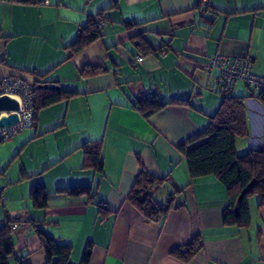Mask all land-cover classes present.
<instances>
[{
    "label": "crops",
    "instance_id": "obj_1",
    "mask_svg": "<svg viewBox=\"0 0 264 264\" xmlns=\"http://www.w3.org/2000/svg\"><path fill=\"white\" fill-rule=\"evenodd\" d=\"M91 21L99 37L74 51ZM216 55L249 58L264 77V0H0V79L74 93L0 142L8 264H45L37 229L71 246L73 264H264L258 198L247 200L248 228L223 224L225 188L213 176L191 181L178 150L207 129L225 98L244 99L249 135L236 140L237 155L264 149L260 93L242 82L221 93L217 74L201 68ZM150 97L183 103L144 118L134 106ZM94 145L102 172L83 166ZM141 168L165 180L153 194L159 204L182 190V206L160 222L126 201ZM34 187L46 193L44 209L32 203ZM74 187H89L92 199L59 191ZM195 237L203 247L188 263L170 255Z\"/></svg>",
    "mask_w": 264,
    "mask_h": 264
},
{
    "label": "trees",
    "instance_id": "obj_2",
    "mask_svg": "<svg viewBox=\"0 0 264 264\" xmlns=\"http://www.w3.org/2000/svg\"><path fill=\"white\" fill-rule=\"evenodd\" d=\"M98 37V28L91 21L90 31L79 37L73 47L74 51L92 43ZM32 87L35 97V121L39 110L74 95L72 92L56 90L53 86L36 84ZM258 98L264 102V93H260ZM176 103L183 102L173 100L169 103H160L155 97H150L137 101L134 107L144 118H148L167 105ZM248 135L244 99L225 98L222 107L212 118L207 129L178 146L179 152L185 157L191 181L213 176L223 185L230 202L222 214V222L237 228L250 226L248 198L256 196L258 198L257 207L264 208V149L250 150L242 156L237 155L236 152V140ZM102 165L100 146L94 145L84 149V168H93L97 172H102ZM252 181H255L254 186L237 205L241 192ZM164 182V179H158L141 168L126 201L148 221L160 222L173 209L176 196L182 193V190H174L163 204L156 203L153 200V194L162 187ZM59 191L69 197L88 196L89 200L92 199L89 187H74ZM30 198L37 208H45L46 193L42 187H34ZM100 205L98 207L103 209ZM236 206L239 207L237 214L235 213ZM6 229H8L7 225L0 229V264H8V257L12 255L10 233ZM36 234L45 254V264H73L71 246L58 244L40 229L36 230ZM202 247V240L195 237L189 244L174 249L170 255L183 263H188ZM87 259L88 252L85 253L83 262Z\"/></svg>",
    "mask_w": 264,
    "mask_h": 264
},
{
    "label": "built area",
    "instance_id": "obj_3",
    "mask_svg": "<svg viewBox=\"0 0 264 264\" xmlns=\"http://www.w3.org/2000/svg\"><path fill=\"white\" fill-rule=\"evenodd\" d=\"M95 24L101 26L103 22L97 19ZM141 61L142 58L138 56L136 62ZM201 68L206 73L217 74L215 81L219 91L223 94L228 93L237 82H242L246 87L264 93V77L257 76L252 72V61L249 58L216 55L204 62ZM0 96H8L16 100L19 105L16 112H0V117L16 114L18 118L17 122L7 129L0 127V142H5L23 130L35 126L34 89L30 84L20 79L5 77L0 79ZM3 191L4 188L0 185V198Z\"/></svg>",
    "mask_w": 264,
    "mask_h": 264
},
{
    "label": "water",
    "instance_id": "obj_4",
    "mask_svg": "<svg viewBox=\"0 0 264 264\" xmlns=\"http://www.w3.org/2000/svg\"><path fill=\"white\" fill-rule=\"evenodd\" d=\"M19 109L18 102L12 98H9L8 96H0V112H16ZM18 120L16 114H8L7 116H1L0 117V127H3L4 129H7L10 125L16 123ZM255 181H252L240 194V196L237 199V205L242 201L243 197L248 193V191L254 186ZM183 198L182 196H178L175 198V202L173 205V209L177 210L179 209L183 204ZM239 210V207L236 206L235 212L237 213Z\"/></svg>",
    "mask_w": 264,
    "mask_h": 264
},
{
    "label": "rangeland",
    "instance_id": "obj_5",
    "mask_svg": "<svg viewBox=\"0 0 264 264\" xmlns=\"http://www.w3.org/2000/svg\"><path fill=\"white\" fill-rule=\"evenodd\" d=\"M159 197V196H158ZM257 199V197L256 196H252V197H250L249 198V203H251L252 201H254V200H256ZM155 201H156V203H161V199H159V198H155ZM159 201V202H158Z\"/></svg>",
    "mask_w": 264,
    "mask_h": 264
}]
</instances>
